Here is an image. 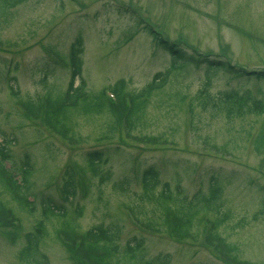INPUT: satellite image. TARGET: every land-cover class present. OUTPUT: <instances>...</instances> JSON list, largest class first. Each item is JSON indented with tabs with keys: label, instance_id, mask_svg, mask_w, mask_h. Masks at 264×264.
Returning a JSON list of instances; mask_svg holds the SVG:
<instances>
[{
	"label": "rangeland",
	"instance_id": "obj_1",
	"mask_svg": "<svg viewBox=\"0 0 264 264\" xmlns=\"http://www.w3.org/2000/svg\"><path fill=\"white\" fill-rule=\"evenodd\" d=\"M9 11L0 17V143L2 138L11 141L5 142L6 168L15 171L27 155L32 191L49 195L64 209L79 210L75 229L83 232L112 223L120 230V246L132 237L142 238L147 260L167 254L168 264H228V255L239 264H264V113L231 118L211 103L200 105L195 97L205 81L202 65L171 70L170 83L149 100L142 126L128 132L121 125L108 133L105 114H80L66 133L56 132L41 118L17 110L9 90L10 85L17 98L38 102L41 113L45 95L63 92L69 79L68 70L50 60L47 47L66 56L78 36L89 93L122 79L126 91L140 90L156 72L169 69L170 60L137 24L138 15L187 52L194 47L206 54L223 52L247 70H264V0H26ZM45 64L50 74L42 80L40 67ZM12 77L15 80L9 82ZM228 90L264 102V81L215 72L207 87L212 102ZM98 150L106 158L102 170H108L111 178L103 184L90 178L85 195L76 189L65 202L58 191L64 168L78 174V166L85 165L83 154ZM148 166L158 171L160 183L178 186L187 198L196 191L206 195L213 184L221 188L216 211L198 213L189 237L176 238L169 219L165 224L161 211L140 201L138 218L156 231H137L130 225L123 203L137 205L139 175ZM123 178L129 185L126 195L112 189V183ZM0 200L20 219L24 231L41 218L39 196L31 215L9 202L1 190ZM225 214L227 219L215 229L212 241L217 247H230L218 249L228 253L222 259L199 241L200 220ZM8 215L0 212L2 222ZM60 220L45 225L40 251L48 264H70L55 241ZM22 241L18 238L12 245L0 234V264H22L17 259Z\"/></svg>",
	"mask_w": 264,
	"mask_h": 264
},
{
	"label": "trees",
	"instance_id": "obj_2",
	"mask_svg": "<svg viewBox=\"0 0 264 264\" xmlns=\"http://www.w3.org/2000/svg\"><path fill=\"white\" fill-rule=\"evenodd\" d=\"M25 1L0 0V17H5L7 13H10V9ZM143 29L151 37L153 44L169 57L170 68L156 72L152 79L140 90L126 91L125 82L122 79L107 87L115 96L114 102L104 96L101 90L96 93H89L86 90L85 80L81 76L82 61L80 56L83 53V46L81 38L78 36L70 45L66 57L57 53L53 47H47L49 57L55 56L54 61L51 60L53 63L57 64L61 61L70 68L65 90L55 95L50 93L45 95L40 113L38 102L35 104L32 100L17 98L16 91L9 85L10 95L16 98L14 103L22 107L30 117L41 118L51 130L59 133H66L68 128H71L68 124L73 123L74 118L80 114L83 116L105 114L109 120L106 127L108 133L116 128L119 129L120 125H123L128 132L142 126L143 116L149 100L157 93H161V89L170 83V71L182 69L187 64L194 67L200 65L204 67L205 81L195 97L196 100H199L200 105L204 106L211 103L223 116L231 118L234 116L241 117L245 114L259 115L264 113L263 101L252 99L245 94H239L235 90L219 92L216 96L217 103L212 102V98L207 93L209 79L217 71H223L234 79L264 81L263 71L247 72L230 65L226 60L216 58L214 55H200L193 49L187 52L184 50L185 48H179L181 46L178 42L163 40L147 27H143ZM40 71L42 80L50 74L46 64L40 67ZM12 80H14V77L10 78V81ZM5 142L6 140H2L0 143L1 193L7 195L9 202H13L15 206L28 215L34 213L35 201L39 196L41 218L35 221L31 230L24 231L21 224L16 227L6 225L5 222H2L4 217L0 218V227H4L1 233L6 237H10L12 244H15L20 235L23 239L17 254V259L22 264H48L46 256L40 251V245L47 234L45 225L56 218L61 219V224L58 225L54 233L56 236L60 235L64 238V243H60V245L66 252V259L70 264H168L169 255L167 254L156 256L150 260L145 259L142 238L132 237L120 246V230L112 223L106 225L99 223L86 231L79 232L75 229L76 219L80 216L79 210L73 209V207L64 209L62 204L56 203L49 195L44 196L40 192L32 191V182L29 180L32 173L31 163L27 155L23 157L15 171L5 167L4 162L9 160ZM83 156L85 165L84 167L78 166V174L69 166H66L61 174L58 191L65 202L75 196L77 188L84 186L87 189L90 178L97 179L99 184L106 183L111 178V173L108 170H102V165L106 163L102 151H87ZM139 184L141 192L139 196L134 198L137 205L128 206L123 203V206L127 207L137 222L139 229L136 227V230L156 231L151 223H145L138 218L137 214L141 213V206L138 205V201H140L151 204L161 211L164 223L167 224L166 220L169 219L171 223L169 225L170 232L178 239L190 236L192 221L198 213L206 209L210 210L209 212L216 211L214 206H218L216 202L219 201L221 195V188L213 184L209 187L206 195L201 191H196L190 198H187L178 186L171 188L166 182L160 183L158 171L152 166H148L140 172ZM112 189L115 193L121 195L128 194L127 178L112 183ZM4 206L5 204L0 200V212L2 214L10 213L8 216H11L12 220L20 222L12 210L10 208L7 210ZM225 218L227 219L226 214L214 216L212 221L205 218L209 225L208 229H203L206 247L216 251L221 247L230 249L229 246L220 245L217 247L212 243L215 229L223 223ZM55 241H57L56 237ZM223 254L227 255L228 253L224 252ZM223 254L221 255L222 259ZM227 258L229 259L227 263L236 261L228 255ZM238 263L239 261L233 264Z\"/></svg>",
	"mask_w": 264,
	"mask_h": 264
}]
</instances>
